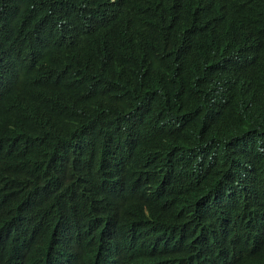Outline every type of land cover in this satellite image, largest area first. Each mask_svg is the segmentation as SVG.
I'll use <instances>...</instances> for the list:
<instances>
[{
  "label": "trees",
  "instance_id": "1",
  "mask_svg": "<svg viewBox=\"0 0 264 264\" xmlns=\"http://www.w3.org/2000/svg\"><path fill=\"white\" fill-rule=\"evenodd\" d=\"M66 204L88 264H264V0H0V237Z\"/></svg>",
  "mask_w": 264,
  "mask_h": 264
},
{
  "label": "clouds",
  "instance_id": "2",
  "mask_svg": "<svg viewBox=\"0 0 264 264\" xmlns=\"http://www.w3.org/2000/svg\"><path fill=\"white\" fill-rule=\"evenodd\" d=\"M65 207L71 206L58 205L51 210H63ZM34 209L30 206L19 209V214L9 223L3 237H0V264H88L87 249H78L81 224L70 219L74 211L65 208L66 217H59L52 211L43 214ZM131 227L136 228L134 225ZM118 240L121 246L130 247L131 253H146L153 251L155 247V241L149 242L146 236L136 233L124 234ZM111 242L107 239L106 245ZM183 245L184 243H180L167 247L163 251L166 254H161V262L163 256L171 261L177 256L185 264H201L196 255L204 254L211 247L217 246L207 237L201 236L192 241L189 257L187 252L171 254L180 250ZM184 248L188 250L189 244ZM152 255L155 256L154 253Z\"/></svg>",
  "mask_w": 264,
  "mask_h": 264
}]
</instances>
